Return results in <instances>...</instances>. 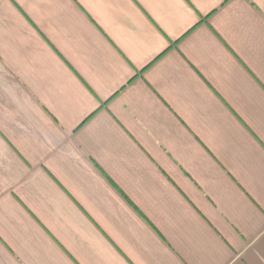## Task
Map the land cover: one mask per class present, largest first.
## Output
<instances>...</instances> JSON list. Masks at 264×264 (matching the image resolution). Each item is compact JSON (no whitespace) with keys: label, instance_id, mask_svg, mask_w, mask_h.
Listing matches in <instances>:
<instances>
[{"label":"crops","instance_id":"1","mask_svg":"<svg viewBox=\"0 0 264 264\" xmlns=\"http://www.w3.org/2000/svg\"><path fill=\"white\" fill-rule=\"evenodd\" d=\"M0 264H264V0H0Z\"/></svg>","mask_w":264,"mask_h":264}]
</instances>
